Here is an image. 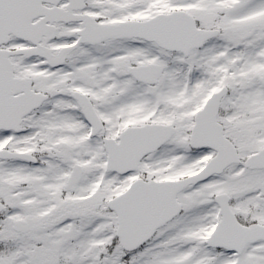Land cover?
Instances as JSON below:
<instances>
[{"label":"snow or ice","instance_id":"obj_1","mask_svg":"<svg viewBox=\"0 0 264 264\" xmlns=\"http://www.w3.org/2000/svg\"><path fill=\"white\" fill-rule=\"evenodd\" d=\"M0 264H264V0H0Z\"/></svg>","mask_w":264,"mask_h":264}]
</instances>
